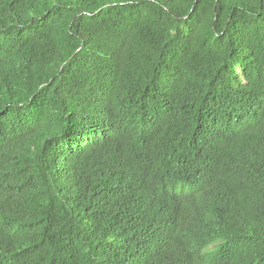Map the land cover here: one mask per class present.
<instances>
[{"label": "trees", "instance_id": "trees-1", "mask_svg": "<svg viewBox=\"0 0 264 264\" xmlns=\"http://www.w3.org/2000/svg\"><path fill=\"white\" fill-rule=\"evenodd\" d=\"M0 264H264V0H0Z\"/></svg>", "mask_w": 264, "mask_h": 264}, {"label": "bare ground", "instance_id": "bare-ground-1", "mask_svg": "<svg viewBox=\"0 0 264 264\" xmlns=\"http://www.w3.org/2000/svg\"><path fill=\"white\" fill-rule=\"evenodd\" d=\"M84 15H85V14H84ZM159 180H160V179H159ZM159 180H158V181H159Z\"/></svg>", "mask_w": 264, "mask_h": 264}]
</instances>
